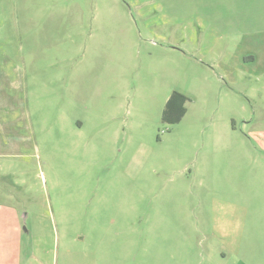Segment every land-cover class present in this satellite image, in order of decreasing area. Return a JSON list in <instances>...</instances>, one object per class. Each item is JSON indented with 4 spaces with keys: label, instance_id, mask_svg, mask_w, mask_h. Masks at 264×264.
Segmentation results:
<instances>
[{
    "label": "rangeland",
    "instance_id": "rangeland-1",
    "mask_svg": "<svg viewBox=\"0 0 264 264\" xmlns=\"http://www.w3.org/2000/svg\"><path fill=\"white\" fill-rule=\"evenodd\" d=\"M3 63L54 122L39 157L0 165L23 230L47 223L44 264H183L163 222L197 206L201 177L264 204L263 0H0ZM174 90L186 111L165 124Z\"/></svg>",
    "mask_w": 264,
    "mask_h": 264
},
{
    "label": "crops",
    "instance_id": "crops-1",
    "mask_svg": "<svg viewBox=\"0 0 264 264\" xmlns=\"http://www.w3.org/2000/svg\"><path fill=\"white\" fill-rule=\"evenodd\" d=\"M11 68L10 63L0 66V165L4 162L11 164L17 158L22 160L34 155L39 157L43 150V125H48L50 136L53 132L52 119L45 122L42 112L38 114L40 90L37 87L33 88L31 85L27 88L21 78L16 88L18 92L11 95ZM9 112L14 115L12 118L7 116ZM80 126L81 123L77 122L76 128L79 129ZM204 179L208 178L198 179V187L193 191L197 206L180 207L179 211L171 210L175 216L174 222H163L183 246L181 248L186 254L183 264H264V204L256 203L257 199H253L249 189H218L220 186L216 183L215 189L218 190H215L208 186L209 180L205 183ZM222 186L226 188V184ZM3 203L5 202L0 200L3 212L8 216L14 215L17 220L10 222L12 226L6 230L0 226V252H3L5 260H9L4 264L30 262V259L22 258L23 236L26 234L29 235L35 255L37 254V262L39 257L42 259H39L38 264H44L41 241L44 238L42 231L47 223L44 227L36 225L29 231L23 230L18 223L19 209L12 202H6L8 206H3ZM56 235L57 232L52 234L53 244L57 239ZM189 254H194L195 259L188 260Z\"/></svg>",
    "mask_w": 264,
    "mask_h": 264
},
{
    "label": "trees",
    "instance_id": "trees-1",
    "mask_svg": "<svg viewBox=\"0 0 264 264\" xmlns=\"http://www.w3.org/2000/svg\"><path fill=\"white\" fill-rule=\"evenodd\" d=\"M187 96L179 91H172L166 100L161 112V121L165 124H174L180 121L186 111Z\"/></svg>",
    "mask_w": 264,
    "mask_h": 264
}]
</instances>
